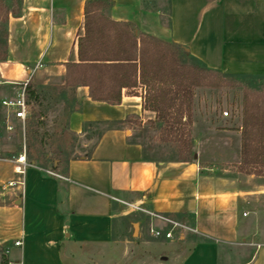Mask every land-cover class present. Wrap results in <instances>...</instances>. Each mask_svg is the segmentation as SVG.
I'll list each match as a JSON object with an SVG mask.
<instances>
[{
	"label": "crops",
	"instance_id": "0c3cea01",
	"mask_svg": "<svg viewBox=\"0 0 264 264\" xmlns=\"http://www.w3.org/2000/svg\"><path fill=\"white\" fill-rule=\"evenodd\" d=\"M87 1L18 0L20 14L9 17L8 56L0 62V152L18 148L20 138L14 137L23 128L15 122V131H6L2 101L26 84L34 87L40 104L45 90L58 89L57 100L71 107L64 129L79 141L89 125L114 127L92 146L84 141L71 148V157L58 161L55 177L34 161L21 178L13 163L0 161V185L23 182L8 188L12 202L0 206V246L10 250L6 264H77L86 247H110L118 202L161 219L153 218L155 229L170 226L181 234V249L168 243L173 251L162 258L167 264H264V222L258 215L264 189L249 186L254 176L222 168L226 156L215 161L203 152L207 144L215 146L222 138L228 144L229 138L239 144L241 164L239 131L207 125L206 135L195 140L199 154L193 161H157L145 155L123 123L143 115L141 86L124 89L118 106L92 101L88 87L64 89L66 65L79 63ZM109 1L115 4L111 19L133 24L137 34L180 46L224 75L264 79V0H169L167 10L146 9V0ZM32 117L30 110L24 130ZM227 144L222 153H228ZM9 168L16 178H8ZM190 234L202 241L193 243ZM19 241L22 246L15 247Z\"/></svg>",
	"mask_w": 264,
	"mask_h": 264
},
{
	"label": "rangeland",
	"instance_id": "374dc122",
	"mask_svg": "<svg viewBox=\"0 0 264 264\" xmlns=\"http://www.w3.org/2000/svg\"><path fill=\"white\" fill-rule=\"evenodd\" d=\"M168 1L146 0V4L150 8L160 6L167 10ZM16 2L18 0H5L8 7L10 9L15 8V10H17ZM189 63L193 62L189 61ZM238 80L241 82V87L239 88H196L194 90L191 125L183 126L177 123L174 119L175 117H170L167 121V119L161 118L159 114L145 110L144 102H142L143 115L128 116L123 122L124 127L130 130L131 133L128 135L143 148L145 155L157 161H175L186 158L187 154L181 153L180 150L183 142H187V136H190L194 144L192 149L194 158L195 154H199L195 146V140L206 135L207 125L221 123L224 129L241 133L245 90H249L251 93L263 91L264 81L255 79ZM57 92L58 89L56 88L45 90V94L42 95L43 100L39 105L29 102L33 116L32 121H29L26 125L28 129L25 128L24 130V126L19 128L14 137V139L20 138V145L12 153L1 150L5 158L17 157L20 153H25L29 165L32 166V162L35 161L38 167L45 169L49 175L54 177L57 175L55 167L60 164L58 161L67 156L68 158L71 157L69 153L71 148L77 145L79 147L82 146L84 141H87V144L92 146L104 130L114 127L107 123L89 125L85 128V136L79 141L78 138H75L64 129L66 113L71 107H67V104L57 100ZM144 111L148 113L144 114ZM225 113H228L229 116L224 117ZM226 140L228 144L224 142L225 138H222V142H218L220 145L217 143H214L215 146L207 144V148L203 152L215 161H218L221 158L220 156H226L223 157L224 161L222 160V162L226 164L222 163V168L229 169L234 167L242 175L254 176L251 179L253 184L249 186L264 189V169L258 168L252 175L242 173L240 170L241 165L238 164L240 157L239 144L229 138ZM58 143H61V148H59ZM226 144L229 149L228 153H222L220 149L224 148L223 145L225 146ZM62 146L64 149H62ZM62 150L64 152H60ZM9 177L16 178L10 168L8 169ZM8 184L9 182L0 185V206L11 204L12 202L7 195L8 188L6 187ZM133 205L130 202H118L116 204L117 217L115 219V243L113 245L100 247L97 250L86 247L83 250L82 258L74 260V262L77 264H167V260L162 258L173 251L168 249V243L173 242V249L175 250L181 249V234L176 231L172 232L170 226L159 227L165 232H172L173 239L167 241L154 238L151 234V230L154 229L152 223L159 222L161 219L150 215L138 205L136 207ZM260 205H263V207H260L258 215L264 222V201H261ZM249 209L251 211L252 207ZM153 218L155 221L152 222ZM155 228L158 227L155 225ZM190 240L193 243L202 241L198 236L192 234H190ZM190 247L187 246L186 253L191 251ZM6 261L5 249L0 246V264H6Z\"/></svg>",
	"mask_w": 264,
	"mask_h": 264
},
{
	"label": "trees",
	"instance_id": "16d2710c",
	"mask_svg": "<svg viewBox=\"0 0 264 264\" xmlns=\"http://www.w3.org/2000/svg\"><path fill=\"white\" fill-rule=\"evenodd\" d=\"M16 6L17 10L10 9L5 0H0V62L7 60L9 17L20 14L19 2ZM114 6L109 0L85 3V34L78 39L79 63L66 65L64 89L88 87L92 101L118 106L122 104L124 89L141 86L145 90V110L167 121L175 117L177 123L186 126L192 124L196 88H239L238 79L264 81L259 77L224 75L209 69L180 46L137 34L133 24L111 19ZM26 93L29 102L40 104L31 84L27 85ZM241 133L240 170L252 175L258 168L264 169V90L256 93L245 90ZM187 137L180 150L187 157L180 161L191 162L194 144Z\"/></svg>",
	"mask_w": 264,
	"mask_h": 264
},
{
	"label": "built area",
	"instance_id": "2783aa9c",
	"mask_svg": "<svg viewBox=\"0 0 264 264\" xmlns=\"http://www.w3.org/2000/svg\"><path fill=\"white\" fill-rule=\"evenodd\" d=\"M27 85L22 86L16 93V96L12 99H5L2 101V106L8 111L7 119L5 120V129L7 132H14L16 129V123L20 122L23 126H25L29 115H30V105L27 100L26 88ZM229 114L225 113L224 117H228ZM0 161L11 162L15 165V173L19 177H23L25 171L30 166L27 162V156L25 153L20 154L17 157L5 158L3 154L0 152ZM21 178L17 181H12L8 184L6 188H14L16 186H22L23 182ZM151 234L156 239H165L171 240L173 239L172 232H165L161 229H152ZM15 247H21L22 242H15ZM10 250H6L5 253L9 254Z\"/></svg>",
	"mask_w": 264,
	"mask_h": 264
},
{
	"label": "water",
	"instance_id": "95a60500",
	"mask_svg": "<svg viewBox=\"0 0 264 264\" xmlns=\"http://www.w3.org/2000/svg\"><path fill=\"white\" fill-rule=\"evenodd\" d=\"M195 157H197V155Z\"/></svg>",
	"mask_w": 264,
	"mask_h": 264
}]
</instances>
